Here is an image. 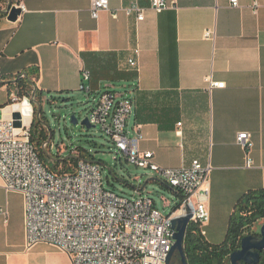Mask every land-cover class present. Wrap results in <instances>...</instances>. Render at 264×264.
Masks as SVG:
<instances>
[{
  "label": "crops",
  "instance_id": "obj_1",
  "mask_svg": "<svg viewBox=\"0 0 264 264\" xmlns=\"http://www.w3.org/2000/svg\"><path fill=\"white\" fill-rule=\"evenodd\" d=\"M91 1H15L22 10L16 22L0 21V118L17 93L9 86L16 76L30 73L36 91L64 97L81 92L86 69V98L112 91L132 99L127 131L139 127L140 150L156 165L198 160L211 167L204 239H224L237 200L264 192V0H237L238 7L231 0H166L169 8L159 14L150 0H108L109 11L97 19ZM134 1L144 9L141 22L124 12ZM209 30L213 41L204 38ZM135 49L137 70L127 64ZM207 79L225 86L210 89ZM240 133L250 134L249 168ZM0 211V264H71L51 245L27 248L23 198L5 192L1 179Z\"/></svg>",
  "mask_w": 264,
  "mask_h": 264
},
{
  "label": "built area",
  "instance_id": "obj_2",
  "mask_svg": "<svg viewBox=\"0 0 264 264\" xmlns=\"http://www.w3.org/2000/svg\"><path fill=\"white\" fill-rule=\"evenodd\" d=\"M230 3L232 7H238L237 0ZM150 8L159 14L168 9L169 4L166 0H150ZM106 11H109L108 0L91 1L93 19ZM124 12L127 16L135 15L138 22L144 19V9L136 1ZM204 38L213 41L214 31H206ZM133 54L127 64L137 70L139 50L135 49ZM90 80V72L83 69L81 92L89 94L87 83ZM207 83L210 89L225 86L208 79ZM90 102L85 116L89 125L100 127L128 163L150 172L176 191L181 196L179 208L164 216L149 196L141 194L127 199L106 190L101 166L91 160H79L70 171H63L62 166L52 170L50 166L55 161L44 163L30 142V127L37 117L32 93L28 96L12 93L7 104L9 118H0V179L5 192L19 193L23 198L26 246L51 245L68 255L71 264H165L174 244L173 218L190 214L189 225H196L204 236L203 228L209 221L205 205L211 167L202 166L198 160H193L187 167L161 168L156 165L152 153L140 150L143 136L139 127L133 129V135L127 131L133 102L126 93L105 91ZM26 110L28 115L24 114ZM13 113H18L20 119L13 120ZM16 121L20 123L19 128L14 126ZM236 142L246 152L245 166L251 167L248 157L252 148L250 134H238ZM46 147L43 145V149ZM78 155V150L71 152V157ZM140 189L138 186L136 191L142 193L144 189Z\"/></svg>",
  "mask_w": 264,
  "mask_h": 264
},
{
  "label": "rangeland",
  "instance_id": "obj_3",
  "mask_svg": "<svg viewBox=\"0 0 264 264\" xmlns=\"http://www.w3.org/2000/svg\"><path fill=\"white\" fill-rule=\"evenodd\" d=\"M14 3L15 0L12 1L13 5ZM43 96L46 99L41 105V114L38 120L40 126L52 135L49 146L47 145L43 150L46 161L68 159L71 157L72 151L79 149L88 157V160L100 164L101 177L106 190L127 199L137 198L141 194L149 196L156 209L164 216H168L173 207L180 204L181 199L173 193V190L161 186L157 182H152L151 180L157 178L150 172L128 163L126 158L117 152L100 127L96 126L87 130L80 125L91 107L90 99L86 98L82 92L64 97ZM71 115L77 117V125L70 123ZM34 145L36 147V143ZM157 180L160 182L159 179ZM146 182L148 183L142 193L136 191L138 186L141 188ZM255 231H259L258 226ZM223 240L215 239L210 244L218 245ZM171 263L180 264L177 253L172 257Z\"/></svg>",
  "mask_w": 264,
  "mask_h": 264
},
{
  "label": "trees",
  "instance_id": "obj_4",
  "mask_svg": "<svg viewBox=\"0 0 264 264\" xmlns=\"http://www.w3.org/2000/svg\"><path fill=\"white\" fill-rule=\"evenodd\" d=\"M8 2L9 0H0V21L5 18L3 12L7 8ZM27 76V79H18L15 84L9 83V86H13L16 89L18 96H28L33 92L32 85L30 83L32 75L27 73ZM34 76L35 78L37 77V75ZM17 77L18 76H16V78ZM34 100L38 103V105H42L43 95L36 91ZM38 119L39 118L35 116L32 121L30 127V142L33 145L36 143L35 148L39 153V157L44 163H46L43 154V150H45L43 149V145L48 140L49 134L44 127L40 126ZM77 150L79 151L77 158L71 157L62 161L56 160L50 168L52 170H56L57 167L62 166L63 171L66 172L70 171L71 168L73 169L79 160H88V157L85 156L81 150ZM157 183L161 186L169 188L162 182ZM178 196L181 199V196ZM179 205L173 207L171 213H174L179 208ZM262 220H264V192L262 190L247 191L237 200L228 220L224 240L220 244L213 245L208 243L204 239V236L200 234L196 225L192 224L188 226L183 241V251L186 263L229 264L230 255L240 248V241L244 237L258 235L255 228ZM258 264H264V251L260 253V260Z\"/></svg>",
  "mask_w": 264,
  "mask_h": 264
},
{
  "label": "water",
  "instance_id": "obj_5",
  "mask_svg": "<svg viewBox=\"0 0 264 264\" xmlns=\"http://www.w3.org/2000/svg\"><path fill=\"white\" fill-rule=\"evenodd\" d=\"M21 12H22L21 8L13 5L12 1L9 0V2L7 4V8L3 13H4V16L8 22L14 23V22H16L17 18L20 16ZM21 78L27 79L28 78L27 74L22 73V74L18 75V77L16 78L15 81H17L18 79H21ZM32 86L34 87V85H32ZM35 93H36V88L34 87V90L32 92V102L37 107L36 114H37V117H39L41 114V105H38V103L34 100ZM5 113L7 115H5L4 118H9L8 114L10 113V109L8 107H6ZM24 114L28 115L29 111H27V110L24 111ZM11 118L13 120H19L20 115L18 113H13L11 115ZM70 123L72 125L78 124V119L75 115L70 116ZM80 125L87 130L94 128L93 126L89 125L86 118H84L80 122ZM14 126L16 128H19L20 123L16 121L14 123ZM51 136L52 135L49 134V138L46 141V143L44 144V147L49 144ZM69 158H71V157H69ZM147 183L148 182H146L141 187L140 190H143ZM186 212H188L187 209H186ZM190 218H191V215L187 213V215H185L183 217H175L171 220V229L174 231L173 237H172L174 244H173V246H172V248H171V250L167 256L165 264H171L172 257L174 256L175 253H177L179 256L180 264H187L186 260H185L184 251H183V241H184L186 230H187L188 225H189ZM258 227H259V231H258L257 236H247V237H244L240 241V248L230 255L229 264H258V262L260 260V253L262 251H264V222L262 224L258 225Z\"/></svg>",
  "mask_w": 264,
  "mask_h": 264
},
{
  "label": "flooded vegetation",
  "instance_id": "obj_6",
  "mask_svg": "<svg viewBox=\"0 0 264 264\" xmlns=\"http://www.w3.org/2000/svg\"><path fill=\"white\" fill-rule=\"evenodd\" d=\"M172 264V263H171Z\"/></svg>",
  "mask_w": 264,
  "mask_h": 264
}]
</instances>
